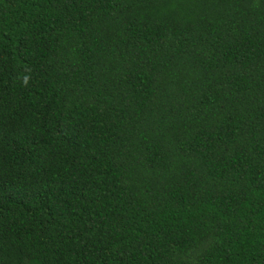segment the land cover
I'll use <instances>...</instances> for the list:
<instances>
[{
	"label": "trees",
	"instance_id": "trees-1",
	"mask_svg": "<svg viewBox=\"0 0 264 264\" xmlns=\"http://www.w3.org/2000/svg\"><path fill=\"white\" fill-rule=\"evenodd\" d=\"M0 264H264V0H0Z\"/></svg>",
	"mask_w": 264,
	"mask_h": 264
}]
</instances>
